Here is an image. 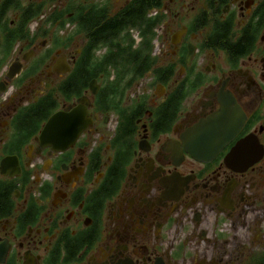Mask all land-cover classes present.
Masks as SVG:
<instances>
[{
	"label": "flooded vegetation",
	"instance_id": "flooded-vegetation-1",
	"mask_svg": "<svg viewBox=\"0 0 264 264\" xmlns=\"http://www.w3.org/2000/svg\"><path fill=\"white\" fill-rule=\"evenodd\" d=\"M262 255L264 0H0V264Z\"/></svg>",
	"mask_w": 264,
	"mask_h": 264
},
{
	"label": "water",
	"instance_id": "water-1",
	"mask_svg": "<svg viewBox=\"0 0 264 264\" xmlns=\"http://www.w3.org/2000/svg\"><path fill=\"white\" fill-rule=\"evenodd\" d=\"M226 118H227L226 109H224L223 111L220 112V114L217 115L218 120H222V119H226ZM61 122L63 123L62 119H61ZM51 124H52V120L49 121L48 125H51ZM237 127H238V123L229 127L230 135H232L237 130ZM46 130H47V125L45 127L44 132H46ZM194 145L208 148L209 153H211L212 151L217 149V147H219L218 142L213 143V142H210L209 140H207L206 142H198V143H195ZM247 146H250V140L249 139H243V140L239 141L237 143V145L235 147H233V149L229 153L228 157L226 158V161L231 166L245 164V167H246V166L250 165L251 163H253L254 161L247 162V161H239V160L234 159L235 153L238 152L239 150L247 147ZM258 157H260V156H258Z\"/></svg>",
	"mask_w": 264,
	"mask_h": 264
},
{
	"label": "trees",
	"instance_id": "trees-1",
	"mask_svg": "<svg viewBox=\"0 0 264 264\" xmlns=\"http://www.w3.org/2000/svg\"><path fill=\"white\" fill-rule=\"evenodd\" d=\"M151 64H142V63H132V64H110V63H104L100 64L99 68L101 71L111 72V69H115L117 72H138V73H144L146 70L151 68ZM258 264H264V255L260 256L258 260Z\"/></svg>",
	"mask_w": 264,
	"mask_h": 264
}]
</instances>
